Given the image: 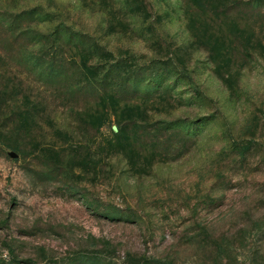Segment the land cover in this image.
I'll use <instances>...</instances> for the list:
<instances>
[{"label":"rangeland","instance_id":"1","mask_svg":"<svg viewBox=\"0 0 264 264\" xmlns=\"http://www.w3.org/2000/svg\"><path fill=\"white\" fill-rule=\"evenodd\" d=\"M0 264H264V0H0Z\"/></svg>","mask_w":264,"mask_h":264},{"label":"trees","instance_id":"2","mask_svg":"<svg viewBox=\"0 0 264 264\" xmlns=\"http://www.w3.org/2000/svg\"><path fill=\"white\" fill-rule=\"evenodd\" d=\"M81 69V68H80ZM89 82H91L89 79H87L85 82H83L84 84H87V85H89V87H91L92 88V91H95V92H97V93H99L100 95H103V94H105V92H106V90L105 89H101V87H99L98 86V84H97V82H93L92 84L91 83H89ZM82 84V83H81ZM96 98H94V103L96 102V100H95Z\"/></svg>","mask_w":264,"mask_h":264}]
</instances>
